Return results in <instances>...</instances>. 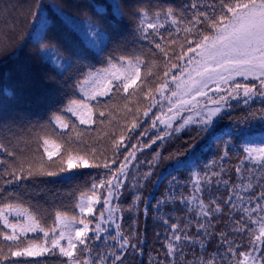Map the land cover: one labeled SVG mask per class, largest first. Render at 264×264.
<instances>
[{
    "label": "trees",
    "instance_id": "trees-1",
    "mask_svg": "<svg viewBox=\"0 0 264 264\" xmlns=\"http://www.w3.org/2000/svg\"><path fill=\"white\" fill-rule=\"evenodd\" d=\"M192 2L199 6L210 4L212 0H0V143L7 149L0 150V205L13 204L27 209L37 218L40 227L50 233L49 245L51 230L56 227V213L66 214L69 219L75 216L79 220L81 217L76 204L81 193L89 192L92 184H99L101 178L107 181L112 173H117L116 178L124 183L116 190L109 206L119 207L120 211L114 213L115 223L121 225V230L137 246V250H126L122 257L123 264H168L172 258L166 256L165 242L171 237V225L177 224L192 238L199 235L203 239V232H197V221L203 223L211 220L212 227L209 231L215 233L206 243V251L203 253L205 256L225 251L226 246H220L221 232L228 239L242 245L239 251H247L250 244L247 235L241 236L231 231L232 218L238 220L240 216L232 212L224 201L229 198L228 189L241 183L235 169L244 155L242 145L252 146L257 137L264 138V120L244 119L250 111L258 114L264 108V101L259 97L248 105H244L242 100L231 103V108H225L215 117L208 132L202 130V125H190L179 132H166L159 120L156 121V127H152V121L157 116L165 120L171 114H167L170 106L167 102L162 103L159 105L161 109L155 108L145 117L143 111L151 104V100L141 92L131 98H126L127 94L123 92L113 94L111 99L99 97V106L97 101L88 102L94 108V123L80 125L70 113L63 115L82 130L79 139L75 134L72 136L73 154L84 156L89 164L100 166L68 168L61 163L66 158V151L63 157L59 154L53 156L52 161L43 154L42 138L45 137L67 149L68 137L61 139L58 135L60 130L50 125L49 121L70 99H82L74 85L83 71L104 67L109 57L143 53L149 64L156 61L157 67L152 68L156 75L163 72V55L157 52L153 57L148 52L152 46L146 40L139 39L138 9H147L152 16L157 10L169 6L180 10ZM203 10L211 14L210 9ZM192 11L194 10H185L182 17L184 24L179 25L181 28L187 24ZM160 22L164 23V28L159 29L160 33L168 38V33L171 32L172 38L177 40L169 48V54L172 51L179 53L184 33L177 34L170 21L165 23L163 16ZM90 27L102 37L95 43L88 35ZM52 53L65 66L70 63L67 71L56 67L49 59ZM155 79V75L150 77L149 83L156 96L155 84L151 83ZM239 81L251 83V80ZM125 105L132 111L128 112ZM100 111L105 112L104 117L99 116ZM133 119L140 121V127L130 132L129 126ZM142 132L146 134L141 136ZM122 135L125 136L124 145L116 152L113 143ZM158 135L163 139L157 140ZM217 138H220L219 143ZM152 140H155L154 144L151 143ZM224 140L231 142L228 145L229 155L220 160L225 150ZM133 144L151 146L137 150L131 148ZM189 145L193 147L189 148ZM125 148L135 151L136 155L135 159L127 163L126 174L121 176L117 170L125 163L128 155ZM8 152L13 155L9 156ZM157 153L159 157L154 161L153 157ZM113 160L116 162L112 163ZM106 161L109 164L107 169L103 167ZM212 161H216L215 166L206 167ZM244 164L245 167H256L249 165L247 161ZM61 167L65 169L63 172H60ZM149 170L151 175L143 179V174ZM48 171L58 174L48 176ZM213 171L220 175H211ZM70 172L72 174L65 176ZM13 173L22 178L15 179ZM196 173L202 178L203 188V192L198 195L206 204L211 199H216L222 212L211 217H200L197 215V208L193 207L189 211L190 205L186 198L193 194ZM243 175L246 178L249 174L244 172ZM208 179L211 180L210 185L206 183ZM9 180L12 183H6ZM224 180L229 181L228 185L223 184ZM254 188L256 193L261 191L258 185L254 184ZM107 192V188L97 189L100 202L94 205L93 214L87 217L92 221L91 228H95L100 212L104 211L103 197ZM249 194L241 192L245 197ZM137 195L140 199L134 203ZM181 198H185L184 203ZM158 201L163 203L158 206ZM9 219L15 221L17 218L10 216ZM19 219L23 222V217ZM165 219L168 224L164 223ZM102 226L108 229V235L115 234L114 223ZM0 230L10 231L4 229L2 224ZM58 234L59 229L56 230V235ZM44 239L43 232L39 230L28 232L26 237L21 238V246H26L30 241L43 243ZM113 243L108 241L109 245ZM10 244L11 242L0 237V247L3 248L0 256L8 254ZM90 245L93 247V258L98 253L108 251L103 241L90 242ZM12 247L16 246L12 244ZM180 248L183 250L185 264L201 255L198 243L182 241ZM55 252V255L39 257H10L2 264H13V261H19L20 264H62L66 261V257L59 255L58 249ZM175 260L176 264H181L179 253Z\"/></svg>",
    "mask_w": 264,
    "mask_h": 264
},
{
    "label": "snow or ice",
    "instance_id": "snow-or-ice-1",
    "mask_svg": "<svg viewBox=\"0 0 264 264\" xmlns=\"http://www.w3.org/2000/svg\"><path fill=\"white\" fill-rule=\"evenodd\" d=\"M210 9L209 11L203 9ZM186 9H192L190 18L187 19V24L181 28L179 25L184 24V13ZM179 11V14H177ZM35 15V14H34ZM139 23L137 32L140 40H146L152 47L148 52L155 57L157 52L164 57V70L159 75L152 71L153 67H157L155 60L149 64L143 53L134 56L120 55L119 57L107 59L104 67L83 71L77 79L74 87L82 97V99H70L67 104L58 113H54L50 118V125H54L60 132L58 135L63 139L68 137L67 149L60 144L51 142L48 138L43 139L44 155L49 161L53 160V156L59 154L63 157L64 152H67L66 158L61 160L62 164H66L68 168L76 167H99V164H89L87 159L81 155H74L72 148V136L79 139L82 130L78 129L75 122L66 118L64 113H70L79 121L80 125L94 123L93 113L94 108L90 106L89 101H97L99 106V97H109L113 94L123 92L126 98H131L138 92H141L147 99L153 101L152 105L146 107L143 111L145 117L149 116L152 107L155 106V95L150 86L149 78L156 76V79L151 83L155 84V92L163 95L167 90L170 92L168 96L169 107L168 111L173 112V116L167 120L157 116L152 121V127H156V121L165 124L167 128H173L171 120L180 111L185 108L189 111L198 110L197 115L201 111L206 110V114L201 116L200 121H192L191 118L184 119V125L189 123H198L202 125V130L208 132L213 124V118L221 114L225 108H231V100H242L244 105H248L254 98L259 97L264 101V0H212V3L197 5L192 2L190 5H185L184 9L177 10L171 6L166 9L155 11L152 16L149 15L147 9H138ZM165 18V23L171 22L176 33L183 32V41L180 43V51L176 53L172 51L169 54V48L177 43L173 37V33H168L166 38L159 29L164 28V23L160 22V18ZM200 26V27H198ZM206 26V27H205ZM151 29V32H149ZM92 37L93 42L101 39V34L90 27L88 33ZM156 37H159L157 40ZM166 45L168 47H166ZM43 50V49H42ZM103 51V49H101ZM187 63L185 64V58ZM49 59L56 67H62L64 71L70 67V63L65 66L52 53ZM176 62H173V61ZM147 68V71L144 69ZM173 69H178V72H173ZM236 76L243 77L244 80H249L257 83H240L235 81ZM232 81V83H229ZM170 85H174L172 88ZM210 85H214L212 88ZM224 86H227L226 88ZM209 91H214L216 97L209 96ZM223 93V94H221ZM173 98H176L173 100ZM208 103L215 105L209 108ZM106 107V105H105ZM128 112L132 109L125 105ZM137 113L139 109L136 110ZM100 117L105 116L104 111L99 112ZM259 118L264 120V108L259 110V113L250 111L244 118L247 119ZM146 122V121H145ZM103 123V121H101ZM184 125L175 127L173 130L179 132ZM140 127V121L133 119L129 126V131H134ZM64 130H68L65 132ZM142 132L140 135H145ZM167 134V133H166ZM157 140H162V136H157ZM125 136H121L119 140L114 141L113 148L119 152L124 145ZM220 138H217L219 143ZM151 143H155L152 140ZM225 150L220 157L224 160L228 157L229 140L223 141ZM51 145V147H49ZM151 144L131 145L132 149L142 147H150ZM193 145H189V148ZM243 157L240 164L236 166V173L241 183L234 184L229 188V198L224 201L230 210L240 216L236 220L232 218L231 231L235 234L243 236L247 235L250 244L247 251H239L242 247L235 241L227 238L224 232L219 233L220 246L225 247L223 253L212 252L205 256L206 243L208 239L215 235L210 232L212 227L211 220L203 223L197 221L198 234L202 231L204 238H192L183 232L177 224H172L171 237L165 242L167 248L166 256L172 258L168 264H176L175 257L179 253L181 264H185L183 250L180 248L182 241H190L198 243L201 249V255L193 260L186 261V264H264V142L260 146H250L243 144ZM0 150L7 151L5 146L0 143ZM125 157V163L117 170L119 175L126 174V165L132 159H135V151H128ZM95 152V150H93ZM9 156L12 152L7 153ZM157 153L153 160L158 159ZM256 167H245L244 162ZM116 161L113 160L112 163ZM152 163L151 161L149 162ZM216 161L210 162L206 167L215 166ZM104 168H108L109 164L106 161L103 164ZM43 170V163L41 164ZM65 169L60 168V172ZM223 172V168H221ZM249 175L245 178L243 173ZM31 175L32 173L29 172ZM48 176L57 175V172L48 171ZM15 179L19 180L22 177L13 173ZM151 175V170L143 174V179H147ZM213 176H219L220 173L213 171ZM117 173H112V176L105 181L101 178L99 184H92L89 192L81 193L76 207L80 212V219L75 216L71 219L66 214L56 213V227L51 230V243L49 245L48 238L50 233L40 227L39 221L27 209L21 208L18 205L2 204L0 205V224L4 229L0 230V237L5 241L11 242L8 248V254L0 256V264L7 261L10 257H39L46 254L55 255V250H59L61 257H66V261L62 264H123L122 257L128 248L137 250V246L131 242V238L121 230V225L115 223L114 213L120 211L119 207H111L110 200L116 194V190L124 183V181L116 178ZM201 177L196 173L193 180V194L186 198L190 205L189 211L193 207L197 208V215L200 217H211L215 213L222 212L221 205L216 199H211L208 204L201 198L200 193L203 192L201 186ZM115 181V183H114ZM6 183H12L11 180ZM211 184V180L206 181ZM219 183V181H218ZM229 181L224 180L223 184L228 185ZM254 184L258 185L261 191L255 192ZM98 188H107V195L103 197L104 211L100 212L98 222L95 228H91V220L87 219L94 212V205L100 202L101 197L97 195ZM250 193L245 197L241 192ZM235 197V199H233ZM137 195L134 197V203L139 200ZM181 202H185V198H181ZM163 201H158L157 205ZM215 205V207H211ZM131 210V209H129ZM105 213L107 217L105 218ZM10 216H15L17 219L12 221ZM23 217V222L19 219ZM115 224L116 232L114 235H108V229L102 224ZM168 224V220H164ZM79 226H76V225ZM59 229V234L56 235V230ZM43 232V243L30 241L26 246L22 245V237H26L28 232ZM103 234V235H102ZM114 243L109 245L108 241ZM65 241V243H61ZM103 241L104 246L108 249L107 253H98L95 258L92 257L93 247L90 242ZM12 244L16 247L13 248ZM117 249H119L117 251ZM0 252L3 248L0 247ZM230 254V257H229ZM13 264H20L19 261H13ZM25 264H33V262H25ZM163 264V262H159Z\"/></svg>",
    "mask_w": 264,
    "mask_h": 264
},
{
    "label": "rangeland",
    "instance_id": "rangeland-1",
    "mask_svg": "<svg viewBox=\"0 0 264 264\" xmlns=\"http://www.w3.org/2000/svg\"><path fill=\"white\" fill-rule=\"evenodd\" d=\"M186 63H187V57L185 58V64H186ZM178 71H179L178 69H173V72H178ZM235 79H236V82H240L239 80L243 79V77H241V76H236ZM249 80H251V78H249ZM249 80H246V81H249ZM231 82H232V81H231ZM231 82H230V83H231ZM240 83H241V82H240ZM251 83H257V84H258V82H255V81H252V80H251ZM170 87L174 88L175 86H174V85H170ZM210 87L214 88L215 86H214V85H210ZM224 87L226 88L227 86H224ZM221 94H223V93H221ZM208 95H209V96H212V97H214V98L216 97V94H215L214 91H209ZM168 96H170V92H168L167 90L165 91V93H164L163 95H160L159 93H156V96H155V106L152 107V110H151V111H153L155 108H159V109H161L159 105H161L162 103H165V102L169 103V100H168V98H167ZM175 99H176V98H173V100H175ZM235 101H236V100H231L230 103H233V102H235ZM152 104H153V101H151V104H150V105H152ZM168 106L171 107L170 103H169ZM214 106H215V105H212L211 103H208V107H209V108L214 107ZM168 109H169V108H168ZM168 109H167V114H169V113H171V114L168 115V116L166 117L165 120H167L169 117H172V116H173V112H169ZM223 110H224V109H223ZM197 111H198V110L189 111V110H187V109L185 108L184 110H182V111H180L178 114H176L175 117L171 120V124L173 125V128H167L166 125L163 124V125H164V128H165L164 130H165L166 132L174 131L173 129H174L175 127H178V126H180V125H184V119H187V118H191L192 121H200L201 116L206 114V110H205V111H201L200 115H197ZM214 120H215V117L213 118V122H214ZM190 125H199V124H198V123H189V124H187V125H184V126L181 128V130H183L184 128H186V127H188V126H190ZM181 130H180V131H181ZM174 132H175V131H174ZM262 142H264V138H261V137L259 136V137L256 138V141L253 143L252 146H260V145H262ZM70 174H72V172H70V173H66L65 176H66V175H70ZM65 176H64V177H65ZM112 199H113V198H112ZM112 199H111V200H112ZM111 200H110V202H111Z\"/></svg>",
    "mask_w": 264,
    "mask_h": 264
}]
</instances>
